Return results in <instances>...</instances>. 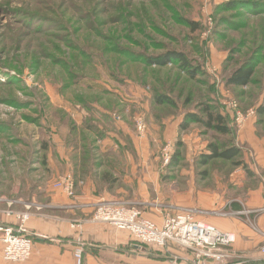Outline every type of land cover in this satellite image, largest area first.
I'll list each match as a JSON object with an SVG mask.
<instances>
[{"label":"rangeland","instance_id":"1","mask_svg":"<svg viewBox=\"0 0 264 264\" xmlns=\"http://www.w3.org/2000/svg\"><path fill=\"white\" fill-rule=\"evenodd\" d=\"M191 21L199 23L197 30ZM168 51L184 53L202 71L191 77L171 63L147 64ZM245 63H256L252 82L227 86L230 73ZM157 94L175 104L157 103ZM227 96L237 100L243 116L264 102V0H0V216L10 210L28 214L27 226L49 209L43 198L49 184L72 197L83 179L93 177L91 171L96 177L109 173L117 188L129 191L124 201L146 219L158 194L162 204L179 198V205L164 206L169 212L192 208L207 222L237 216L219 204L243 195L235 185L241 157L204 164L209 143L217 142L213 131L193 123L179 128L171 143L155 118L181 113L182 106L198 108L209 97L221 104ZM95 108L121 118L105 122L106 131L117 130L116 122L127 125V135L121 133L125 146L116 152L132 157L112 161L119 171L105 165L111 159L103 157L98 134L84 127L85 121L96 125ZM76 111L87 114L83 124L73 117ZM259 118L264 132V115ZM59 148L68 166L56 157ZM54 165L60 174L53 173ZM151 166L165 170L162 181L145 176ZM138 168L147 170L139 172L143 191L123 183ZM67 175L75 184L71 194L56 186ZM249 177L244 185H259ZM242 211L253 225V214H261ZM170 247L192 255L187 248ZM165 249L170 254L161 263L177 257ZM228 251L230 264H264L258 250L242 255L235 243Z\"/></svg>","mask_w":264,"mask_h":264},{"label":"crops","instance_id":"2","mask_svg":"<svg viewBox=\"0 0 264 264\" xmlns=\"http://www.w3.org/2000/svg\"><path fill=\"white\" fill-rule=\"evenodd\" d=\"M221 105L222 113L231 119L230 125L234 130L232 138L234 144L242 150L240 160L243 161V164L239 165L236 170V173L239 174V179L235 185H239L243 195L235 202L221 201L222 203L219 204L221 206L220 209L225 207L231 209L232 212L260 209L264 207V132L261 131L262 119L255 114L249 117L243 126L239 128L236 125L233 113L222 103ZM95 111L96 127L98 128V132H101V136L98 135L96 139L101 143V148L104 147L105 152H103V157L111 159L107 160L108 162L106 163V159L104 158L105 165L108 168L111 166L112 169L117 171L118 168L114 166L112 161L117 160V158L130 160L132 157L124 152L123 154L116 152L117 147L123 146V149L125 146V139L121 133L127 135L124 131L127 125L124 121L116 122L117 130H114L115 132H111V130L106 131L104 123H108V121L112 123V119L114 118L112 115H108L107 110L103 108H99V110L95 108ZM73 115L78 124H83L84 118L87 117V114L78 113V111ZM183 116L184 111L171 114L168 117L155 116L158 119L157 123L160 127L163 126L165 137L170 142L173 138L175 141ZM114 121L117 120L114 119ZM106 133H112V136H106ZM90 142L92 143L93 141L90 140ZM58 150V156L56 157L68 166L69 161L65 150L62 151L61 148ZM136 157L139 158L141 156L137 154ZM91 161L93 160L91 159ZM50 162H53L51 158ZM151 167L152 170L145 176H157L158 179H161L165 170L163 171V169L155 166ZM51 168L54 174H60L56 165L51 166ZM139 168L136 171L132 170L131 174H127L125 178L122 175L120 176L123 177V183L129 187L136 186L143 191L145 190V186H139L145 182H142L139 178V172L145 173L147 170L145 171ZM247 171L250 174L246 173ZM90 173L93 177L89 175L86 180L83 179L84 184L77 186L76 194L72 197L60 189H55L52 184H49L43 193V198L49 204H47L49 209L44 214L37 215L36 218L34 217L26 226L28 232L34 239L33 254L26 262L11 264H79L75 258V249L79 247L83 249L81 264H160L163 261L162 257L165 254H170L167 253L166 249H152L140 244L126 230L117 229L107 223L93 221L94 208L99 201L125 200L126 198L130 199L129 197L131 196H129V191L125 188H117L119 185H115V179H112L109 173H103L101 177H96L95 172L94 174L92 171ZM249 176H252L253 179H258L259 185L251 187L244 185L247 179L250 178ZM98 178L103 181L104 187L99 186L96 181ZM220 182L221 186H227V184H223L224 181L221 180ZM218 190L223 191V188ZM158 200H161L163 203L160 194L157 196V202L151 204V208L146 210L145 214L157 224H162L165 215L169 212L164 206L173 205L174 203L179 205L180 201L176 196L170 201L171 204H162ZM1 213V225L8 224V222H15L13 218H7L3 211ZM229 215L234 214L229 213ZM253 215L255 220L254 225L250 220L251 218L247 217L245 213L239 216H231L228 219L226 217H220L222 216L220 215L208 222L222 231L234 232L236 234L235 243L239 247V253L249 256V254H253L256 250L260 252V248L264 244L262 235L264 232V213ZM167 250L177 255L181 260V264L183 262H188L187 264H189L190 261L188 258L190 259L191 256L171 247ZM0 264H10L2 257L1 233Z\"/></svg>","mask_w":264,"mask_h":264},{"label":"built area","instance_id":"3","mask_svg":"<svg viewBox=\"0 0 264 264\" xmlns=\"http://www.w3.org/2000/svg\"><path fill=\"white\" fill-rule=\"evenodd\" d=\"M222 104L234 115L236 125L241 128L245 121L256 114L251 110L243 116L239 113V104L233 97L227 96ZM117 120L121 118L114 114ZM139 128L144 130L141 120ZM57 187L71 194L75 188L72 175L58 178ZM93 217L94 221L110 224L117 229L128 231L133 239L140 244L152 249H165L176 245L187 248L192 255L188 260L191 264H230L229 248L236 241V234L222 231L215 225L197 217V211L192 208L178 209L168 212L164 223L160 226L143 217L142 211L137 206L130 205L124 200H101ZM8 218L15 220L12 225L0 226L2 257L7 262L21 263L29 260L34 251V239L25 226L28 214L10 210L4 211ZM250 213L251 211H247ZM252 212L264 213V207ZM243 212L233 211L231 214L241 215ZM264 238V232L262 233ZM264 258V244L260 248ZM75 258L79 264L83 259V249H75ZM180 258L174 257L161 264H180Z\"/></svg>","mask_w":264,"mask_h":264},{"label":"trees","instance_id":"4","mask_svg":"<svg viewBox=\"0 0 264 264\" xmlns=\"http://www.w3.org/2000/svg\"><path fill=\"white\" fill-rule=\"evenodd\" d=\"M191 26L193 30L199 28V23L196 21H191ZM169 63L177 65L184 72L189 74L191 77H195L197 73L202 71L201 67L198 64H195L192 60L187 58V56L178 51H168L165 54L154 58L149 59L147 64L149 65H158L165 66ZM256 63H245L240 65L238 68L232 71L226 79L227 86H247L252 82L254 73H255ZM156 102L159 104H171L174 105V100L169 96L165 95H156ZM184 116L180 124L181 130H187L190 128L191 124H199L209 131H213L216 135L214 139L217 140L209 143L208 151L205 152L204 158L202 159L204 164H208L214 159H225V160H234L236 157H241L242 150L239 146L234 144L233 133L234 130L230 125L231 119L229 116L222 113V105L217 103L215 98L209 97V101L202 102L197 108H187L183 107ZM256 115H264V102L260 103L256 108ZM87 130L95 131L101 136V132H98L96 125L91 124L86 121L84 126ZM68 139V138H67ZM46 147V144H45ZM179 160V159H178ZM178 160L175 158L172 165L175 166L178 164ZM239 162V165L243 164L242 160L236 161ZM246 167V165H244ZM13 222H8V224H0V226L12 225Z\"/></svg>","mask_w":264,"mask_h":264}]
</instances>
